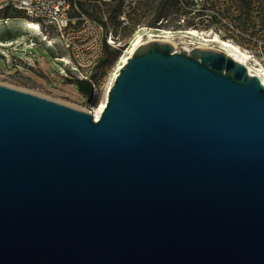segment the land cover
<instances>
[{
	"label": "water",
	"instance_id": "obj_1",
	"mask_svg": "<svg viewBox=\"0 0 264 264\" xmlns=\"http://www.w3.org/2000/svg\"><path fill=\"white\" fill-rule=\"evenodd\" d=\"M0 264H264V85L160 41L96 122L0 84Z\"/></svg>",
	"mask_w": 264,
	"mask_h": 264
},
{
	"label": "rangeland",
	"instance_id": "obj_2",
	"mask_svg": "<svg viewBox=\"0 0 264 264\" xmlns=\"http://www.w3.org/2000/svg\"><path fill=\"white\" fill-rule=\"evenodd\" d=\"M180 1L144 0L132 8H123L120 4L114 3V0L84 3L79 7L80 12L87 19L99 23L105 34H111L113 39L116 37L122 46L119 50L114 48H109L107 52L104 50L93 67L75 71L73 65L55 61L57 57L68 60V50L64 48L63 42L49 31L47 37L42 33L32 38L35 44L32 49L24 46L13 48L28 55L31 62L16 55L12 48H5L9 53L8 57L0 53V84L89 113L102 101L119 56L139 29L168 30L174 32L171 40L174 44L183 42L184 46L190 49L197 45L196 40H191L179 32L188 29L183 26L185 17L179 10ZM246 1L251 4L249 17L242 14L245 0H193L196 9L206 3L227 6L234 16L238 17L234 22L226 23V29L216 25L204 27L198 22L196 30L206 36L217 34L221 39L232 41L246 50L252 59L264 68V19L260 11V7L264 6V0ZM123 12L126 15L125 21L120 20ZM3 17H10V20L6 26L0 24V41L28 36V31L15 28L17 23L27 20L22 12H8L4 15L0 13V18ZM248 38L252 41L244 40ZM208 46L212 50H217L218 47L214 43ZM84 78L91 79L96 86V91L90 97L80 94L74 84L75 81Z\"/></svg>",
	"mask_w": 264,
	"mask_h": 264
},
{
	"label": "built area",
	"instance_id": "obj_3",
	"mask_svg": "<svg viewBox=\"0 0 264 264\" xmlns=\"http://www.w3.org/2000/svg\"><path fill=\"white\" fill-rule=\"evenodd\" d=\"M95 1L99 0H0L1 15L5 12H22L27 21L35 25L30 27L26 24L28 36H23V40L15 39L8 43L0 41V48H4L3 44H11L5 48L24 46L32 49L35 45L33 37L42 33L47 37L51 31L68 50V64L73 65L75 71L89 69L97 64L106 46L114 50L122 47L116 37L113 39L111 34H105L99 23L87 19L80 12V4ZM142 1L144 0H114V3L120 4L123 8H132ZM125 18L126 15L123 12L120 20L125 21ZM9 20L10 18H0V24L6 26ZM84 80L91 83V95L94 94L95 84L91 79L84 78Z\"/></svg>",
	"mask_w": 264,
	"mask_h": 264
},
{
	"label": "bare ground",
	"instance_id": "obj_4",
	"mask_svg": "<svg viewBox=\"0 0 264 264\" xmlns=\"http://www.w3.org/2000/svg\"><path fill=\"white\" fill-rule=\"evenodd\" d=\"M26 24H29L30 27L35 26L34 24L30 23L29 21L24 20L23 21V27L26 31H28L26 28ZM179 32H182L191 40H196L197 45H195L194 47H198L201 49H212L208 45L213 44V43L217 44V46H218L217 51H220V52L230 56L231 58H233L238 63H241L242 65H244L247 68V71L250 74L256 76L260 80V82L264 85V68L261 65H258L256 60H253L252 56L246 50L239 47L237 44L233 43L232 41H230L228 39H221L218 37L217 34H212L211 36H206L202 33H199L196 29H193V28H188L185 31H179ZM173 37H174V32L164 30V29L141 28L138 31H136V33L131 38V41H130L127 49L121 53V55L119 56V58L117 60L114 72H113L111 79L107 85V88L104 92V96H103L102 101L99 102L98 104H96L89 111V113L93 116L95 122L98 121L100 114L102 113L103 109L105 108L106 101H107L108 89L112 86L115 77L118 75L119 70L127 62L129 57L136 51V49L140 45L147 43V42H150V41H160V42H166V43H169L170 45H172V47L175 51H178L180 48H183L186 51L190 50V48H188L187 46H184L183 42L179 43L178 45L174 44L171 41ZM19 39L23 40L24 38L22 36ZM10 41L11 40H7L4 42L8 43ZM10 45L11 44H3L4 48H0V53L2 55H5L8 57L9 53L5 49V47H8ZM13 50H14V53L16 55H19L23 59L30 61V58L28 55H26L24 53H19L15 49H13ZM55 61L68 64V60L66 58L57 57V58H55Z\"/></svg>",
	"mask_w": 264,
	"mask_h": 264
},
{
	"label": "trees",
	"instance_id": "obj_5",
	"mask_svg": "<svg viewBox=\"0 0 264 264\" xmlns=\"http://www.w3.org/2000/svg\"><path fill=\"white\" fill-rule=\"evenodd\" d=\"M81 5L82 4H80V6ZM250 5L251 4L245 0L244 5L242 7V9L244 10L242 14L246 17H249V12L251 9ZM179 10L181 11V14L185 17V20H183V26L193 29H196L199 24L204 27L216 25L222 27L223 29H226V23H230L232 21L234 22L236 19H238V17L234 16L230 7H222L219 5L206 3V5L203 4L200 8L196 9L193 0H181ZM260 11L262 12V17L264 19V6L260 7ZM244 40H246L247 42L252 41V39L250 38ZM104 50L107 52L109 50V47L106 46ZM74 84L76 85L80 94L86 97L91 96L92 88L91 83L89 81L77 80L74 82Z\"/></svg>",
	"mask_w": 264,
	"mask_h": 264
},
{
	"label": "crops",
	"instance_id": "obj_6",
	"mask_svg": "<svg viewBox=\"0 0 264 264\" xmlns=\"http://www.w3.org/2000/svg\"><path fill=\"white\" fill-rule=\"evenodd\" d=\"M16 27L21 28V30H23V31L25 30L24 27H23V23H19V24L17 23V24L15 25V28H16ZM5 39H8V38H5ZM4 41H7V40H4Z\"/></svg>",
	"mask_w": 264,
	"mask_h": 264
}]
</instances>
